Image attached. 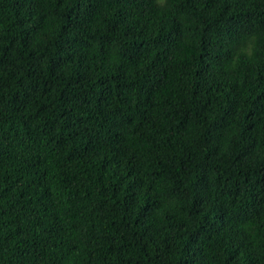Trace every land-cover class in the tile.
Masks as SVG:
<instances>
[{
  "label": "trees",
  "instance_id": "1",
  "mask_svg": "<svg viewBox=\"0 0 264 264\" xmlns=\"http://www.w3.org/2000/svg\"><path fill=\"white\" fill-rule=\"evenodd\" d=\"M0 264H264V0H0Z\"/></svg>",
  "mask_w": 264,
  "mask_h": 264
}]
</instances>
